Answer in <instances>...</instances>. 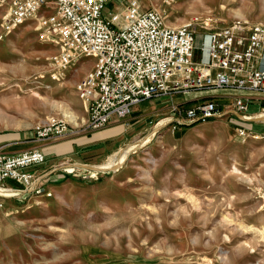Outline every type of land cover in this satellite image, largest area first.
<instances>
[{
	"label": "rangeland",
	"instance_id": "374dc122",
	"mask_svg": "<svg viewBox=\"0 0 264 264\" xmlns=\"http://www.w3.org/2000/svg\"><path fill=\"white\" fill-rule=\"evenodd\" d=\"M125 1L114 0L102 15ZM137 1L166 25L196 24L193 60L200 57L199 34L208 29L264 27V0ZM4 15L0 9V25ZM58 50L52 39L38 37L32 20L0 37V145L11 152L46 142L32 128L51 118L70 128L47 138L63 143L41 165L65 171L59 183L47 181L39 193L0 192V264H264V90H257L259 98L246 88L212 90L225 110L233 109L225 99L247 98V110L237 112L244 119L225 111L176 128L164 124L167 106H152L155 97L142 100L127 116H143L75 159L70 149L94 146L87 141L97 131L86 127V102L74 88L93 58L82 57L51 80ZM19 65L26 67L13 74ZM193 95L172 96L185 103ZM160 100L168 104L167 96ZM238 127L249 135L240 137ZM71 139L81 145L69 147Z\"/></svg>",
	"mask_w": 264,
	"mask_h": 264
},
{
	"label": "built area",
	"instance_id": "2783aa9c",
	"mask_svg": "<svg viewBox=\"0 0 264 264\" xmlns=\"http://www.w3.org/2000/svg\"><path fill=\"white\" fill-rule=\"evenodd\" d=\"M113 2L0 0V9L5 11L0 37L32 20L40 39L57 44L59 50L52 56L57 70L49 73L51 80H59L82 57L93 58L91 69L74 84L78 97L86 102V127L101 128L126 118L131 106L142 100L167 96L164 124L176 128L248 108V99L242 96L233 97L229 110L216 98L180 103L172 96L178 91L264 90V27L237 23L208 29L199 34L200 57L193 60L196 24L166 25L159 12L142 9L137 0H126L104 17L103 8ZM49 3L51 11L44 8ZM236 130L242 138L250 133L242 127ZM69 132V124L55 118L32 128L33 136L41 140ZM44 161L41 149L9 152L0 145V192L14 189L6 184L10 181L21 185L17 190L25 191L34 179L28 168Z\"/></svg>",
	"mask_w": 264,
	"mask_h": 264
},
{
	"label": "crops",
	"instance_id": "0c3cea01",
	"mask_svg": "<svg viewBox=\"0 0 264 264\" xmlns=\"http://www.w3.org/2000/svg\"><path fill=\"white\" fill-rule=\"evenodd\" d=\"M222 89H225V88H222ZM212 90H215L214 88H209V89H201V90H190V91H186V92H191L192 94H194L192 97L188 98L185 100V103H187V101H190V103H193L195 102L197 99H200V98H214L216 95H212L210 94V92ZM244 91V90H243ZM245 93L247 94H250L251 96H253L254 98H259V94H261L262 92L261 91H254V90H248V89H245ZM223 96V95H222ZM161 97L163 96H158V97H155L154 98V102H152V106H154L155 108H160L162 106H167L166 104V100H160ZM233 99V97H231ZM225 99L226 101H230L232 99ZM168 101V100H167ZM156 102V103H155ZM153 107V108H154ZM147 110V109H146ZM229 110V109H228ZM231 112H234V111H231ZM145 114V111L143 113H139L138 115H133V116H127L126 118L123 119L122 123L121 121L119 120H113L109 123H107L105 126H103V128L101 130H98L93 132L91 134V136L94 138L92 140H88L87 142H94V146L91 145V146H88V147H79V148H76L75 150H71L72 152V156L73 158L75 159H79V156H81V154L79 153H84L85 151L83 149H88L90 147H96L97 146H101L102 144H104L105 142H107L109 140V138L111 137H114L116 135H118L119 133L116 132L114 134H111L112 132H115L117 131V127L118 125H126L125 122H128L129 125H130V122L136 118V117H141ZM235 115V114H234ZM124 122V123H123ZM125 127V126H124ZM126 129V128H124ZM255 133H257L256 131H253ZM260 133H263V131H259ZM2 142V141H0ZM66 142H69V147H71L74 143L76 145H81V142H79L78 140H74V139H71V140H67ZM63 143V142H61ZM60 142H56V143H52L50 140H47L46 139V142L45 140H43V142H39V144H35V146H32L30 148H27V149H31V148H38V149H41L44 151L45 153V161L44 163L47 161V157L52 153V152H57L59 151L60 147H61V144ZM4 147H5V144H2ZM27 149H18V150H13L11 152H20V151H23V150H27ZM68 149V150H69ZM83 150L81 152H78L79 150ZM89 153V152H88ZM43 163L39 164V165H36V166H32L29 169V171L33 172L34 174V179L32 180V182L27 186L26 190L23 191V192H26V194H29L31 192L33 193H39L38 191H36L38 188H41L42 190H45L46 188V182L48 181H51V183L49 182V184H56L57 182L59 183L63 177H64V174L66 173L65 171H61L58 170L60 167H41ZM13 184H15L14 182L10 181L9 182V186H13ZM48 184V183H47ZM16 185V184H15ZM18 186V185H17ZM17 189H20V187H16L14 188L12 191H17ZM21 191V190H19Z\"/></svg>",
	"mask_w": 264,
	"mask_h": 264
},
{
	"label": "bare ground",
	"instance_id": "6f19581e",
	"mask_svg": "<svg viewBox=\"0 0 264 264\" xmlns=\"http://www.w3.org/2000/svg\"><path fill=\"white\" fill-rule=\"evenodd\" d=\"M22 66V65H21ZM25 67L26 66H22L21 68H20V65H19V67H14V68H12V69H10V71L13 73V74H17V72H20V69H21V71H23L24 69H25ZM9 70V69H8ZM65 110V109H64ZM64 116H65V118H67L68 120H70L71 122H74V123H76V121H75V119H76V116H75V114L74 113H71V112H65L64 113ZM22 122V121H21ZM4 124V123H3ZM257 135V134H256ZM260 136V135H259Z\"/></svg>",
	"mask_w": 264,
	"mask_h": 264
},
{
	"label": "water",
	"instance_id": "95a60500",
	"mask_svg": "<svg viewBox=\"0 0 264 264\" xmlns=\"http://www.w3.org/2000/svg\"><path fill=\"white\" fill-rule=\"evenodd\" d=\"M234 114L237 116V117H239V118H241V119H244L241 115H239L238 113H236V112H234ZM82 166H84V167H86V168H88V169H90V170H102L101 168H97V167H95V166H88V165H86V164H82Z\"/></svg>",
	"mask_w": 264,
	"mask_h": 264
}]
</instances>
